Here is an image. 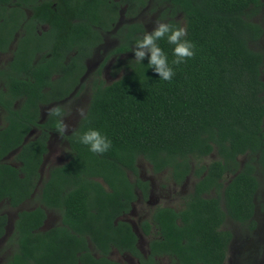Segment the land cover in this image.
I'll list each match as a JSON object with an SVG mask.
<instances>
[{"label":"trees","instance_id":"1","mask_svg":"<svg viewBox=\"0 0 264 264\" xmlns=\"http://www.w3.org/2000/svg\"><path fill=\"white\" fill-rule=\"evenodd\" d=\"M149 1L0 0V51L19 32L11 71L0 77V206L18 208L36 192L39 201L18 211L10 238L16 246L3 264H122L110 256L114 249L143 264L164 254L178 264H225L233 239L223 228L226 219L255 227L264 174V49L257 45L264 27L254 17L262 0H154L166 5L167 23L185 27L195 54L171 64L173 45L157 41L175 73L162 81L147 58L143 64L122 58L146 31L138 20L122 23L101 68L115 57L114 71L125 72L106 82L98 69L77 127L68 134L58 130L66 112L58 103L81 82L87 59L116 27L123 6L135 19ZM41 24L48 28L37 30ZM51 103L42 120L41 105ZM35 128L38 134L29 138ZM89 128L111 140L107 152L92 153L79 142ZM53 132L63 134L69 158L42 180ZM13 153L18 164L6 160ZM212 153L216 157L203 163ZM140 158L155 173L168 170L178 184L196 177L180 208L158 205L142 222L153 235L147 257L122 218L139 192L149 198ZM49 210L60 214V223L43 229ZM8 222L0 213V237Z\"/></svg>","mask_w":264,"mask_h":264},{"label":"rangeland","instance_id":"2","mask_svg":"<svg viewBox=\"0 0 264 264\" xmlns=\"http://www.w3.org/2000/svg\"><path fill=\"white\" fill-rule=\"evenodd\" d=\"M264 3V0H262ZM166 5H160L157 1L150 0L146 8H144L135 19H130L122 12L117 27L124 22L138 20L145 26L146 31H151L158 20L167 22L163 13ZM31 12H29L30 14ZM179 17V15H178ZM181 18V15L180 17ZM255 21L260 22L264 27V6L260 13L255 15ZM116 27V28H117ZM114 28L111 32L105 33L104 42L98 46L90 58L87 60V71L83 78V88L79 93H74L60 104L65 108L66 115L63 117V123L66 124L67 130L63 132L68 134L72 132L78 125L79 119L85 114L88 103L91 97L90 83L94 76H97L98 69L101 68V63L104 60L106 54L110 49L118 44V38L116 37ZM259 48L264 49V37L257 44ZM10 52L0 53V68L5 65L11 58ZM133 58L132 53L122 55V58ZM115 57H111L101 68V77L106 82H112L116 78L120 77L125 68L119 71H114ZM264 78V72H263ZM52 103L47 106H43L42 120L46 118V114L55 107ZM80 110L83 111L81 115ZM38 129H34L29 138H32L38 134ZM216 157L215 153H212L203 160V163H208ZM69 158V146L64 138L63 134L53 132L49 141V150L45 155V161L41 168L42 180L46 179L49 174V169L52 166L63 164ZM7 161L18 164L15 160V153L8 156ZM246 156H241L240 161L244 162ZM140 170V176L150 182V194L148 200H144L139 192V198L134 203L130 213L124 215L122 218L129 221L134 227L138 235L139 248L144 254H149V241L151 236L146 234L142 227V222L146 219H150L153 209L158 205L172 206L180 208L184 203V196L187 195L194 186L196 177L189 176L184 182L176 183L168 170H164L160 173H155L152 170L151 165L144 158H140L138 161ZM133 177V174H130ZM261 180V188L256 198V215L257 226L254 229L249 228L245 224H241L227 218L224 222L223 228L231 230L233 233V240L231 242L229 252L226 259V264H264V174L259 173ZM134 178V177H133ZM42 185L40 182L37 191L39 192ZM39 204L37 192L34 197L27 200L18 208L9 207L8 204L3 203L0 206V213H5L9 222L7 224V230L4 236L0 237V264H3L13 254L16 243L11 241L10 238L14 231V221L16 219L18 211L22 209H31ZM60 223V214L55 210L48 211V217L43 226V229L50 228ZM110 256L121 262L122 264H139L128 252H120L116 249L112 250ZM158 264H177L175 259L171 256L164 255L158 258Z\"/></svg>","mask_w":264,"mask_h":264},{"label":"clouds","instance_id":"3","mask_svg":"<svg viewBox=\"0 0 264 264\" xmlns=\"http://www.w3.org/2000/svg\"><path fill=\"white\" fill-rule=\"evenodd\" d=\"M186 29L183 26H173L170 23L158 20L151 31H145L142 36L135 39L131 48L133 59L138 64H143L147 58V65L153 70L162 81H170L174 76V69L168 61L164 50L157 41L166 39L167 43L173 45L172 54L174 59L171 64L179 65L184 63L186 58H191L194 53V44L186 39ZM81 115L83 111L80 110ZM67 125L60 122L58 130L65 132ZM79 142L86 145L92 153L102 154L107 152L111 146V140L99 129L89 128L79 136Z\"/></svg>","mask_w":264,"mask_h":264},{"label":"flooded vegetation","instance_id":"4","mask_svg":"<svg viewBox=\"0 0 264 264\" xmlns=\"http://www.w3.org/2000/svg\"><path fill=\"white\" fill-rule=\"evenodd\" d=\"M117 1H119V0H117ZM125 8H126V6H123V10H121V14H122V12L123 11H125ZM28 11V13L29 12H31L30 10H27ZM120 20V19H119ZM119 23V22H118ZM117 23V24H118ZM116 27H117V25H116ZM115 27V28H116ZM119 27V26H118ZM117 27V28H118ZM35 28H37V30H39V28H41V29H43V30H46L47 28H48V25L47 24H41V25H35ZM116 28V29H117ZM20 29H23V27H21ZM112 31V30H111ZM111 31H107L106 33H108V32H111ZM104 35H105V33H104ZM18 36H19V32H17V34H16V37L11 41V43H10V46H9V49L7 50L8 52H10V54H12L11 55V58H10V60L5 64V65H3L1 68H0V77L1 76H3L1 73L2 72H10L11 71V68L9 67V62L13 59V52H14V49L15 48H17V45H18ZM21 44H22V40H21ZM20 44V45H21ZM7 51H0V53H5V52H7ZM39 53L37 54V57H36V59H35V61L39 58ZM88 60V59H87ZM85 74H86V72L84 73V75L82 76V78H81V82L79 83V84H77L76 85V87H75V89H74V91H73V93L71 94V95H73L74 93L76 94V93H79L80 91H81V89L83 88V85H84V82H83V78H84V76H85ZM4 77V76H3ZM95 77V76H94ZM93 77V78H94ZM93 78H92V80H93ZM0 86H4V82H0ZM90 87H92V81H91V83H90ZM70 95V96H71ZM70 96H68V97H66L64 100H66L67 98H69ZM64 100H62V101H64ZM61 101V102H62ZM61 102H59L58 104H60ZM52 104V103H51ZM55 105H56V103H54ZM48 105H50V104H48ZM54 105V106H55ZM43 106H47V105H41V114H42V109H43ZM49 113V112H48ZM66 115V112H65V114H64V116ZM46 116H47V114H46ZM63 116V117H64ZM63 117H62V121H63ZM2 116H0V124H1V120H2ZM36 129V128H35ZM255 203H256V200H255ZM255 215H256V208H255V213H254V220H255V222H256V224H255V227L257 226V220H256V218H255ZM246 225V224H245ZM249 228H251V229H254V228H252V227H250V225H247ZM150 236H151V239H150V241L152 240V238H153V235L152 234H149ZM233 240V239H232ZM150 241H149V249H150ZM232 242V241H231ZM231 245V244H230ZM229 248H230V246H229ZM228 252H229V249H228ZM143 253V252H142ZM144 254V253H143ZM149 254H150V250H149ZM149 254H144V256L145 257H147ZM164 255H167V254H164ZM164 255H158V256H155V260H154V263L153 264H158V258L159 257H162V256H164ZM227 255H228V253H227ZM133 256V255H132ZM167 256H170V255H167ZM134 258H136V260H137V262L139 263V264H143L142 262H141V260L140 259H138L137 257H135V256H133ZM172 257V256H171ZM173 258V257H172ZM226 259H227V257H226ZM176 261V260H175ZM177 263V262H176ZM149 264H151V263H149ZM178 264V263H177ZM225 264H226V260H225Z\"/></svg>","mask_w":264,"mask_h":264}]
</instances>
